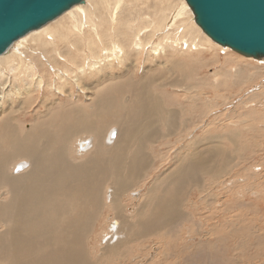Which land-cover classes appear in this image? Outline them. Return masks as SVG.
Returning <instances> with one entry per match:
<instances>
[{
    "label": "bare ground",
    "instance_id": "obj_1",
    "mask_svg": "<svg viewBox=\"0 0 264 264\" xmlns=\"http://www.w3.org/2000/svg\"><path fill=\"white\" fill-rule=\"evenodd\" d=\"M112 1L88 2L93 14L79 11L86 18L72 14L69 27L77 29L73 28L76 33L59 25L53 30L50 26L45 32V38L50 36L53 41L41 45L45 38L39 37L35 49L39 56L46 58L50 54L51 63H58L53 53L61 46L69 57L56 66L57 70L50 66L61 85L59 91L69 84L81 86L82 80H86L78 70L82 68L81 59H90L95 40H107L113 31L107 28V33L103 32L109 19L98 6L103 2L112 6L109 17L113 24L123 0ZM134 1L142 0L130 3ZM184 4L181 10L189 11L186 1ZM182 11L176 15H182ZM85 23L88 28L81 29ZM127 29H119L121 40L113 42L112 50L123 55L124 70L97 75L93 87H83L89 98L82 99L80 104L58 106L57 98L40 102L30 121L27 115L19 113L21 107L13 109L15 97L10 103L0 104V264H138L146 247L152 248L170 237L175 225L192 221L193 213L186 212L193 207L191 185L200 178L204 180V174L212 175L204 164V150L196 148L191 153L193 149L184 145L173 157L175 167L165 178L161 179L166 173L162 170L149 187L146 182L153 171L164 165L158 164L163 156L156 146L178 145L190 134L191 125L197 124L194 120L182 123L178 141H173L170 137L178 120L204 114L203 111L194 114L200 110L202 93H195L196 109L177 96V93L189 96L186 91L189 89L181 84L197 78L202 63L187 57L182 64H174L166 75L150 74L155 67L148 71L142 67V76L137 78L135 73H139L141 65L131 71L133 57L141 48L139 40L131 37ZM55 38L60 41H56L57 51L51 47L55 46ZM170 48L181 52L199 50L197 45L194 49L189 46L174 49L172 44ZM58 56L61 58V53ZM16 61H7L12 73L18 70L13 63ZM62 65L66 67L64 70ZM38 70L36 66L26 67L24 73L37 76ZM2 71L0 84L5 78ZM43 74L50 77L49 73ZM47 86L53 88L52 79ZM12 91L13 88L9 92ZM59 91L53 96L58 97ZM202 121L198 119V123ZM27 123L31 124L28 129ZM160 127L172 128V132L168 130L165 134ZM78 140L82 142L76 144ZM191 141L203 143L204 138ZM79 145L84 152L77 153ZM224 171L221 166L217 173ZM133 189L144 192L140 194L141 191ZM132 191L136 196H132ZM110 226L114 228L111 235ZM100 242L104 244L101 248ZM197 248L204 249V243Z\"/></svg>",
    "mask_w": 264,
    "mask_h": 264
},
{
    "label": "rangeland",
    "instance_id": "obj_2",
    "mask_svg": "<svg viewBox=\"0 0 264 264\" xmlns=\"http://www.w3.org/2000/svg\"><path fill=\"white\" fill-rule=\"evenodd\" d=\"M90 1L92 2V0H85L79 5L80 7L74 6L70 9L71 12H66L41 29L26 35L7 53L0 56V70H3L2 76L5 77L2 80L3 84H0V94L5 91L0 104L10 103L15 97L13 109L21 107L19 113L27 115L28 121L32 119L40 102H50L57 98L55 104L58 106L80 104L82 99L89 98L88 90H83V87H93L97 75L124 70L125 65L121 63L124 59L123 55L112 52L113 42L118 43L121 40L118 31L123 27L128 28L127 31L131 37L136 38V41L139 40L137 43L141 50H138L133 57L131 71V73L136 71L137 66L141 65L139 73L137 75L135 73L137 78L142 76L140 72L142 67L145 71L155 67L150 74L166 75L172 70L174 64H182L187 57L202 63L197 78H191L181 84L189 89L186 90L189 96L184 97L181 93H177V96L183 102L190 103L189 107L193 106L196 109L195 93L198 92L199 95L202 93L201 103L199 102L200 110L197 109L194 114L202 113L201 111L204 114L199 117L188 115L178 120L173 132L172 128L160 127L165 134L171 130L170 139L178 141L181 124L188 120L197 122L191 125L190 134H187L188 136L178 145L156 146L160 149L157 150L158 154H161L164 159H161L160 162H163L158 164L165 166H159V169L153 171L146 185L149 187L154 177L160 175L162 170L166 173L161 179L173 170L175 167L173 157L186 144L193 149L191 153L196 148L204 150V164L212 175L204 174L202 176L204 180L200 178L198 183L191 185L190 199H192L193 207L186 212L193 213L192 221L182 224V227L175 225V231L170 237L163 238V242H158L152 248L146 247L145 256L138 264H264V59L247 58L211 40L209 43V38L202 29L196 27L192 11L189 8V11L181 10L182 6H185V0H142L133 3H130L133 0H123L113 24L109 17L112 6L108 7L103 2L98 7L103 9L109 19L103 32L107 33V28H112L113 31L108 34L107 40L102 38L95 40L93 55L90 59L86 61L81 59L82 68L78 67V70L86 77V80H82L81 86L69 84L59 91L58 87L61 85L57 84L58 77L50 70V66L57 70L56 66L59 63L61 64L66 57L69 59L68 55L62 52L65 51V47L57 46L56 44L60 41L55 38V46L51 47L56 51L58 47L57 55L55 51L53 53L58 63L54 64V61L51 63L52 60L49 59L50 54L44 58L35 51L37 42L39 37L45 38V32L51 27L53 30L63 25L70 32L73 31L75 28L69 27L73 15L77 18L80 16L86 18L85 12L88 13L87 15L93 14L94 10ZM138 10L140 13H133ZM180 11L182 15H176ZM83 21L87 22L85 19ZM85 25L81 29L88 28L87 23ZM89 32L91 33V29ZM69 37L73 38V36ZM50 38L47 36L45 39L48 41L43 39L40 44L54 40ZM74 42L77 43L75 39ZM85 44L79 46L83 47ZM172 44L174 49H181L182 46L184 49L187 46L194 49L197 45L199 50L176 51L170 48ZM60 48L63 50L61 51ZM59 52L61 58H58ZM150 53L154 54L153 57L149 55ZM19 56L21 60H18ZM10 60H17L13 62L18 68L14 73L7 66ZM32 66L40 70L39 75L28 74V76L24 73L26 67ZM61 68L64 70L66 67L62 65ZM43 73H49L50 77ZM92 73H94L93 76L89 75ZM40 75L43 79H40ZM74 75L75 73L73 77ZM51 79L53 88L47 86ZM37 86L41 90L40 93ZM10 87L13 88L12 92H9ZM71 88L73 89L70 90ZM56 91L60 93L58 97L53 96ZM200 118L204 121L198 123ZM30 125L27 123L25 128L28 129ZM197 138H204V142L191 141ZM79 142L82 140H78L76 144ZM85 142H83L84 145H86ZM83 150L79 145L77 153L84 152ZM222 159L225 160L222 161ZM221 166L225 168L224 173H217ZM133 191L141 190L133 189ZM143 192L144 190L140 194ZM135 193L133 192L132 196H136ZM128 196L131 197V195ZM109 228L108 234L111 235L114 228L112 226ZM203 243L204 249L197 248ZM99 244L100 248L104 245L101 242Z\"/></svg>",
    "mask_w": 264,
    "mask_h": 264
},
{
    "label": "water",
    "instance_id": "obj_3",
    "mask_svg": "<svg viewBox=\"0 0 264 264\" xmlns=\"http://www.w3.org/2000/svg\"><path fill=\"white\" fill-rule=\"evenodd\" d=\"M84 1L0 0V56ZM185 1L214 43L247 58L264 59V0Z\"/></svg>",
    "mask_w": 264,
    "mask_h": 264
}]
</instances>
